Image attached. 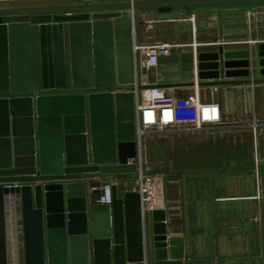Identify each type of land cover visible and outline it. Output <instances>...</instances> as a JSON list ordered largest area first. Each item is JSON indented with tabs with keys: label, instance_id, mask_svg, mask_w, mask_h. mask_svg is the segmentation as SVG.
Returning a JSON list of instances; mask_svg holds the SVG:
<instances>
[{
	"label": "water",
	"instance_id": "water-1",
	"mask_svg": "<svg viewBox=\"0 0 264 264\" xmlns=\"http://www.w3.org/2000/svg\"><path fill=\"white\" fill-rule=\"evenodd\" d=\"M255 3L264 0L0 6V183H24L0 185V264H184L169 254L164 210L145 230L141 195L125 190L130 178L96 177L136 171L135 97L118 89L134 81V12ZM256 46L262 77L250 67ZM256 46L199 52V85L263 83L264 43ZM10 204L19 223L13 252Z\"/></svg>",
	"mask_w": 264,
	"mask_h": 264
},
{
	"label": "crops",
	"instance_id": "crops-1",
	"mask_svg": "<svg viewBox=\"0 0 264 264\" xmlns=\"http://www.w3.org/2000/svg\"><path fill=\"white\" fill-rule=\"evenodd\" d=\"M18 1L0 0V6L80 0ZM249 11L255 15L250 17ZM184 14L177 15L172 8L156 10L151 17L144 10L135 11L132 44L146 42L148 36L167 38L168 46L156 70L139 78L142 84L157 83L175 96L179 116L187 123L191 113L188 100L194 95L193 42L198 44V53L214 47L237 50L264 43V5L190 8ZM192 14L194 22L189 20ZM137 18L143 21L138 23ZM255 56L256 52L251 70L256 66ZM253 77L262 76L254 71ZM199 86L202 101L220 105L223 124L208 125L196 133L175 131L143 138V155L152 167L150 173L159 175L158 188H151L157 196L152 201L159 206L142 211L145 230L148 218L150 225L153 223V212L164 210L168 243L172 240L169 254L181 256L184 264H264V127L259 131L258 169L253 160L250 128L254 120L264 121V82ZM132 88L130 84L118 89ZM134 176L135 172L96 174L108 180ZM7 221L13 252L19 223L11 204Z\"/></svg>",
	"mask_w": 264,
	"mask_h": 264
},
{
	"label": "built area",
	"instance_id": "built-area-1",
	"mask_svg": "<svg viewBox=\"0 0 264 264\" xmlns=\"http://www.w3.org/2000/svg\"><path fill=\"white\" fill-rule=\"evenodd\" d=\"M4 1V0H1ZM7 1V0H5ZM83 1V0H82ZM94 1V0H89ZM102 1V0H101ZM249 16L255 14L249 11ZM195 14L189 17L192 22L195 21ZM135 34V32H134ZM146 42H133L132 52L134 61V81L131 85L133 88L130 90L135 97V112H136V125H137V143L138 155L136 157V171L135 176L128 183L125 184V190L129 188L132 191L139 192L142 201V211L148 212L155 208H147L146 203H155L149 197L151 188L158 184L159 175L151 174L150 167L143 155V138L148 134H167L171 132L196 133L202 131L208 125L217 126L223 124V113L220 105L217 102H204L200 98L199 78L197 75V48L198 44L193 42V58L195 69L194 80V95L189 98L188 106L190 108V116L187 123H184L179 116L178 102L175 96L169 93L165 88L157 83L140 82V75L144 77L149 72L150 68H156L160 62V55L168 44L153 43L152 37L148 36ZM142 69L147 71L146 74L141 73ZM214 88H217L216 86ZM7 93H0V97ZM264 127V121L256 119L251 125V132L253 134V160L256 169L260 157L258 155L259 145V131ZM133 159H128V164L133 163ZM1 186L7 188L22 187L23 182L0 183ZM107 196L103 197V201L110 202V186L104 187Z\"/></svg>",
	"mask_w": 264,
	"mask_h": 264
},
{
	"label": "rangeland",
	"instance_id": "rangeland-1",
	"mask_svg": "<svg viewBox=\"0 0 264 264\" xmlns=\"http://www.w3.org/2000/svg\"><path fill=\"white\" fill-rule=\"evenodd\" d=\"M52 1V0H51ZM94 1H99V0H94ZM18 2H25V0H20V1H18ZM1 3H5V2H1ZM26 3H27V1H26ZM249 5H256V6H258V5H264V3H255V4H249ZM222 6V5H221ZM203 7H208V6H196V7H192V8H203ZM210 7V6H209ZM187 9H190V8H187ZM186 12V10H184L183 11V15H185L184 13ZM181 14V15H182ZM137 21H138V18L136 19ZM159 39V40H158ZM167 38H165V37H162V38H157V39H154V37H152V40H151V42H153V43H161V44H163V43H166V40ZM255 49H256V52H257V61L259 60V58H258V50H257V46L255 47ZM165 49H163V51H164ZM258 70H259V66L256 64V73L258 72ZM130 180H132V179H130Z\"/></svg>",
	"mask_w": 264,
	"mask_h": 264
},
{
	"label": "bare ground",
	"instance_id": "bare-ground-1",
	"mask_svg": "<svg viewBox=\"0 0 264 264\" xmlns=\"http://www.w3.org/2000/svg\"><path fill=\"white\" fill-rule=\"evenodd\" d=\"M158 186H159V183H158V184H155V185H154V188L157 189ZM149 197H151V198H155V197H157V196L155 195V192H154V191H151Z\"/></svg>",
	"mask_w": 264,
	"mask_h": 264
},
{
	"label": "trees",
	"instance_id": "trees-1",
	"mask_svg": "<svg viewBox=\"0 0 264 264\" xmlns=\"http://www.w3.org/2000/svg\"><path fill=\"white\" fill-rule=\"evenodd\" d=\"M171 8H161V9H158V10H169Z\"/></svg>",
	"mask_w": 264,
	"mask_h": 264
}]
</instances>
